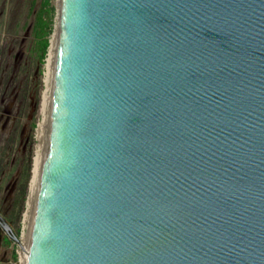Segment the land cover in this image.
<instances>
[{
    "label": "water",
    "instance_id": "95a60500",
    "mask_svg": "<svg viewBox=\"0 0 264 264\" xmlns=\"http://www.w3.org/2000/svg\"><path fill=\"white\" fill-rule=\"evenodd\" d=\"M57 2L22 264H264V0Z\"/></svg>",
    "mask_w": 264,
    "mask_h": 264
},
{
    "label": "rangeland",
    "instance_id": "374dc122",
    "mask_svg": "<svg viewBox=\"0 0 264 264\" xmlns=\"http://www.w3.org/2000/svg\"><path fill=\"white\" fill-rule=\"evenodd\" d=\"M49 2L53 18L42 55L46 28L40 13L48 3L0 0V213L19 236L37 148L35 129L42 120L46 56L56 20V2ZM21 250L0 229V264L17 262Z\"/></svg>",
    "mask_w": 264,
    "mask_h": 264
},
{
    "label": "bare ground",
    "instance_id": "6f19581e",
    "mask_svg": "<svg viewBox=\"0 0 264 264\" xmlns=\"http://www.w3.org/2000/svg\"><path fill=\"white\" fill-rule=\"evenodd\" d=\"M56 2V8L58 9V2L57 0H55ZM53 33L52 35L50 36V40H49V47H48V52H47V56H46V78H45V91L42 95V97H46L47 95V88H46V84H47V79H48V70H49V65H50V58L53 56V53H54V50H55V47H56V41H57V30H56V20H55V24H54V28H53ZM45 60V59H44ZM42 104V103H41ZM41 116L42 117V105H41ZM43 126V117H42V120L38 123V126L37 128L35 129L36 132H37V139L39 137V134H40V128ZM34 157H33V166H32V169H31V180H30V184H29V190H30V194H28L29 196L27 201H26V205H27V209H28V206H29V200H30V197H31V194L33 192V188H34V185H35V182H36V179L39 177L38 175V161H37V148H36V152L34 153ZM27 209H26V212H27ZM26 212L24 214V217L23 220L24 221V229H23V237H22V241H21V248H22V245H23V241H24V231H25V227H26ZM22 254H23V248H22V251L20 253V256H19V262L22 264L21 260H22Z\"/></svg>",
    "mask_w": 264,
    "mask_h": 264
},
{
    "label": "trees",
    "instance_id": "16d2710c",
    "mask_svg": "<svg viewBox=\"0 0 264 264\" xmlns=\"http://www.w3.org/2000/svg\"><path fill=\"white\" fill-rule=\"evenodd\" d=\"M43 2L48 3V7L44 10L41 9V17H42V21L44 24L45 29V35L41 38L42 39V55L45 53L46 51V47H47V35L50 33V23L52 22V18H53V7L51 6V2H49V0H43ZM38 21L40 22V18H38ZM33 166V165H32ZM15 234H17V232L15 231ZM19 234H17L18 236Z\"/></svg>",
    "mask_w": 264,
    "mask_h": 264
},
{
    "label": "built area",
    "instance_id": "2783aa9c",
    "mask_svg": "<svg viewBox=\"0 0 264 264\" xmlns=\"http://www.w3.org/2000/svg\"><path fill=\"white\" fill-rule=\"evenodd\" d=\"M23 220H25V219H23ZM23 229H24V221L22 222V228H21V232H20V236L18 235V238H19V242H20V244H18L20 247H21V241H22V237H23ZM17 245V246H18ZM22 251V250H21ZM18 256H20V255H18ZM14 264H21L20 262H19V257H18V259H17V262H15Z\"/></svg>",
    "mask_w": 264,
    "mask_h": 264
}]
</instances>
